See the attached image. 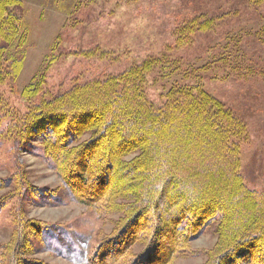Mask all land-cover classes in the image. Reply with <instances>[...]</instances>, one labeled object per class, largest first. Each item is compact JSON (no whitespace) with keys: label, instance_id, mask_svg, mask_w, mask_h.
Wrapping results in <instances>:
<instances>
[{"label":"trees","instance_id":"trees-1","mask_svg":"<svg viewBox=\"0 0 264 264\" xmlns=\"http://www.w3.org/2000/svg\"><path fill=\"white\" fill-rule=\"evenodd\" d=\"M21 3L0 0V141H11L14 149L37 146L73 199L98 217L114 215L110 231L88 252L87 235L80 234L84 250L70 240L67 247H78L79 263L174 264L212 226L216 241L203 264H264V190L249 187L241 172L247 124L193 76L191 62L182 69L167 47L58 93L43 89L44 72L20 87L30 47L29 25L18 13ZM251 3L264 6V0ZM214 23L202 16L181 19L172 46L191 48L197 33L211 31ZM257 33L264 43V23ZM59 38L46 62L59 59ZM230 52L203 64L206 76L213 78L207 74L210 65L215 70L227 65L235 55ZM106 55L101 51L97 57ZM237 68L246 69V80L252 66L245 61ZM5 83L22 108L4 97ZM172 136H179L175 147L169 143ZM185 152L191 156L180 158ZM256 169L252 158L250 180ZM37 190L16 164L0 176V213L10 199L26 200ZM57 231L16 209L7 239L0 242V264H50L38 255L39 247Z\"/></svg>","mask_w":264,"mask_h":264},{"label":"rangeland","instance_id":"rangeland-1","mask_svg":"<svg viewBox=\"0 0 264 264\" xmlns=\"http://www.w3.org/2000/svg\"><path fill=\"white\" fill-rule=\"evenodd\" d=\"M21 1L18 13L29 25L30 47L18 78L20 87L28 83L33 74L44 72L43 89L53 87L58 93L72 83L119 72L170 47L180 58L182 69L186 68L187 61L191 62L193 76L246 122L249 136L241 145V172L249 187L264 190V43L257 33L264 23V6L254 8L251 0ZM190 16L212 18L214 26L211 31L197 33L191 48H174L173 29L181 19ZM58 38L59 59L46 62L45 55ZM224 43L226 48L222 49ZM229 49L235 55L227 65L219 70L210 65L212 71L207 74L213 78L206 76L201 66L217 58L219 52L227 54ZM101 51L107 52L106 58L97 57ZM245 61L252 66L246 80L242 79L246 69L237 68ZM1 90L10 103L23 107L19 96L10 91L9 83ZM149 92L154 93V88ZM190 136L194 141V135ZM178 137H171L169 143L173 147ZM187 156L191 153L185 152L180 158ZM252 158L257 161L254 181L248 177ZM16 164L25 169L38 194L26 200L14 197L2 207L0 242L6 240L10 232L12 213L24 208L28 216L42 219L59 230L40 245L41 258L50 264H81L78 247L73 251L67 247L70 240L79 242L78 246L84 250L80 234L87 235L84 241L87 239L88 252L103 233L110 231L114 215L98 217L87 205L73 199L37 146L14 149L11 141L2 139L0 176L13 172ZM214 231L212 226L203 229L201 235L188 244L186 252L174 259V264H203L207 251L216 241Z\"/></svg>","mask_w":264,"mask_h":264},{"label":"snow or ice","instance_id":"snow-or-ice-1","mask_svg":"<svg viewBox=\"0 0 264 264\" xmlns=\"http://www.w3.org/2000/svg\"><path fill=\"white\" fill-rule=\"evenodd\" d=\"M146 247H147V245H146Z\"/></svg>","mask_w":264,"mask_h":264}]
</instances>
